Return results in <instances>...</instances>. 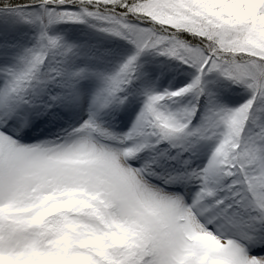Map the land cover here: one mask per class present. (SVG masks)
Returning <instances> with one entry per match:
<instances>
[{
	"label": "snow or ice",
	"instance_id": "1",
	"mask_svg": "<svg viewBox=\"0 0 264 264\" xmlns=\"http://www.w3.org/2000/svg\"><path fill=\"white\" fill-rule=\"evenodd\" d=\"M0 264H264V0H0Z\"/></svg>",
	"mask_w": 264,
	"mask_h": 264
}]
</instances>
